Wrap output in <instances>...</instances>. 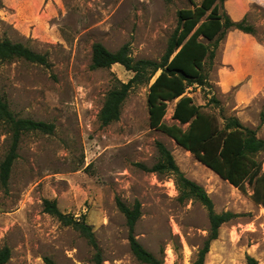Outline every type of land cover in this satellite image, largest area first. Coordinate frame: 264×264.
I'll list each match as a JSON object with an SVG mask.
<instances>
[{"label": "rangeland", "instance_id": "rangeland-1", "mask_svg": "<svg viewBox=\"0 0 264 264\" xmlns=\"http://www.w3.org/2000/svg\"><path fill=\"white\" fill-rule=\"evenodd\" d=\"M243 3L242 19L253 23L256 33L228 29L208 65L213 91L194 86L187 94L219 114L211 100L215 95L224 115L238 116L264 138V0H225L224 8L232 16ZM192 7L190 0H0V37L47 53L52 63L47 68L0 61V91L19 117L55 124L53 133L23 136L9 190L0 183V249L12 250L6 264H48L47 257L57 264H96L87 239L45 212V199H56L63 212L93 226L104 264H145L131 250L118 198L142 203L136 235L147 249L166 264H193L209 235V211L199 201L181 202L171 175L139 165L158 162V141L189 178L204 186L216 212L238 214L221 226L205 264H246L248 254L264 264V208L251 198L253 187L243 193L152 128L149 86L130 93L120 120L107 126L99 121L108 91L133 72L121 64L93 69L94 43L111 51L128 44L137 59H159L178 26V11ZM176 102L168 105L169 124H179L172 117ZM9 141L0 122V163Z\"/></svg>", "mask_w": 264, "mask_h": 264}, {"label": "trees", "instance_id": "trees-1", "mask_svg": "<svg viewBox=\"0 0 264 264\" xmlns=\"http://www.w3.org/2000/svg\"><path fill=\"white\" fill-rule=\"evenodd\" d=\"M190 1L192 8H182L178 11V26L168 41L166 51L159 59H137L131 54L128 44L117 51H111L101 42L94 43L91 64L93 69L121 64L133 72L128 81L118 80L108 91L99 112V121L102 126H107L120 120L130 93L139 86H149L150 126L173 138L198 161L243 193H247L248 185H251V198L264 208V138L259 137L257 130L245 125L238 116L224 115L221 101L215 95L211 100L221 108L219 114L205 110V105L196 103L194 96L187 94L189 88L194 86H200L207 94L208 91H213L208 65L212 66L214 63L219 45L228 29L236 27L254 34L256 28L247 18L234 21L224 8L225 0H202L199 4L194 0ZM14 60L52 67L47 53L36 51L23 42L0 37V61ZM175 100L177 102L172 117L179 124H169L165 121V116L169 102ZM0 122L10 134L8 151L0 163V183L8 191L13 167L20 156L23 136L38 131L53 133L55 124L19 117L1 91ZM157 147L158 162L152 166L139 165L146 171L171 175L181 202L199 201L209 211V235L193 262L205 264L211 243L218 239L221 226L236 218L238 214L232 211L216 212L207 190L185 174L165 143L158 141ZM117 205L126 217L130 247L135 257L145 264H166L163 256L160 257L147 249L136 235V226L143 214L142 203L136 200L133 204H128L118 198ZM43 206L45 212L56 217L63 225L78 230L94 248L93 259L96 264H104L102 249L94 228L84 217L79 219L63 212L56 199H45ZM11 256L12 250L9 246L1 248L0 264H6ZM46 261L48 264H57L48 257ZM246 264H259V261L248 254Z\"/></svg>", "mask_w": 264, "mask_h": 264}, {"label": "crops", "instance_id": "crops-1", "mask_svg": "<svg viewBox=\"0 0 264 264\" xmlns=\"http://www.w3.org/2000/svg\"><path fill=\"white\" fill-rule=\"evenodd\" d=\"M246 11H247V8H246L245 4L243 3L241 6L235 7V10L232 12L233 14H231L232 15L231 18L234 21H238V20L242 19L245 16ZM251 24H253V23H251ZM242 32L245 33V34H251V33H246L244 31H242Z\"/></svg>", "mask_w": 264, "mask_h": 264}, {"label": "bare ground", "instance_id": "bare-ground-1", "mask_svg": "<svg viewBox=\"0 0 264 264\" xmlns=\"http://www.w3.org/2000/svg\"><path fill=\"white\" fill-rule=\"evenodd\" d=\"M203 164V163H202ZM204 165V164H203ZM206 166V165H205ZM207 167V166H206ZM213 171V170H212ZM217 174V173H216ZM218 175V174H217ZM219 176V175H218ZM221 178V177H220ZM240 191V190H239Z\"/></svg>", "mask_w": 264, "mask_h": 264}]
</instances>
